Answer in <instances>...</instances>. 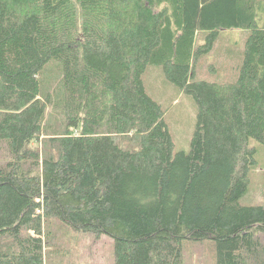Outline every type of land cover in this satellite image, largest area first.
I'll return each mask as SVG.
<instances>
[{
	"label": "trees",
	"instance_id": "trees-1",
	"mask_svg": "<svg viewBox=\"0 0 264 264\" xmlns=\"http://www.w3.org/2000/svg\"><path fill=\"white\" fill-rule=\"evenodd\" d=\"M226 29L245 33L234 76L199 75ZM154 66L195 102L188 150ZM256 142L264 0H0V264H77L61 226L113 237L115 264H189L204 243L209 264H264V203H241Z\"/></svg>",
	"mask_w": 264,
	"mask_h": 264
},
{
	"label": "rangeland",
	"instance_id": "rangeland-1",
	"mask_svg": "<svg viewBox=\"0 0 264 264\" xmlns=\"http://www.w3.org/2000/svg\"><path fill=\"white\" fill-rule=\"evenodd\" d=\"M245 40V33L237 29L220 31V36L215 48L211 53L204 56L199 64V75L212 76V80H225L234 76L235 68L230 65L237 60L227 58L224 52L233 50L232 56L237 54ZM220 61L227 65L228 69H220ZM213 64V65H212ZM153 78L146 77L147 87L151 93L159 99L167 109V120L176 141L178 150H188L196 124V106L193 98L182 92L175 84L169 82L161 73L159 66L152 68ZM164 97V98H163ZM46 122L52 126H60L62 118L49 110ZM40 137L42 148V139ZM258 147L257 164L251 172V183L249 191L242 197L243 204L264 203V143L256 142ZM59 236L57 252L59 256L69 253L65 260L74 261L77 264H115L116 248L113 237L90 232L76 233L64 227L56 230ZM264 245V235L261 236ZM49 247L46 245L45 252ZM213 247L210 243L186 245L185 258L189 264H209L213 260ZM48 264V258L45 259ZM57 260V259H53Z\"/></svg>",
	"mask_w": 264,
	"mask_h": 264
}]
</instances>
